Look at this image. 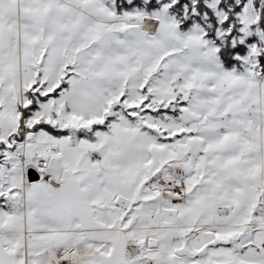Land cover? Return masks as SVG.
<instances>
[{"label":"snow or ice","instance_id":"1","mask_svg":"<svg viewBox=\"0 0 264 264\" xmlns=\"http://www.w3.org/2000/svg\"><path fill=\"white\" fill-rule=\"evenodd\" d=\"M0 264H264V0H0Z\"/></svg>","mask_w":264,"mask_h":264}]
</instances>
